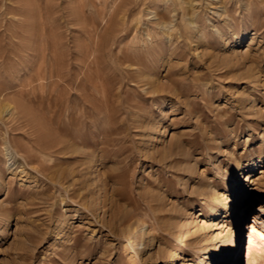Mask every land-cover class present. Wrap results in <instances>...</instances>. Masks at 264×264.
Returning <instances> with one entry per match:
<instances>
[{"label": "rangeland", "instance_id": "374dc122", "mask_svg": "<svg viewBox=\"0 0 264 264\" xmlns=\"http://www.w3.org/2000/svg\"><path fill=\"white\" fill-rule=\"evenodd\" d=\"M226 197L248 264L264 0H0V264H181Z\"/></svg>", "mask_w": 264, "mask_h": 264}, {"label": "bare ground", "instance_id": "6f19581e", "mask_svg": "<svg viewBox=\"0 0 264 264\" xmlns=\"http://www.w3.org/2000/svg\"><path fill=\"white\" fill-rule=\"evenodd\" d=\"M237 167H238V164L236 165L235 170ZM252 168H254V167H252ZM33 169L36 170L35 168H33ZM19 170H20V172H23L25 177H28L27 173L24 171L23 168H21ZM231 207H232V199L226 197V198H224V202L221 205V210H222L221 215L219 214L217 209H215V208L212 209V214H211L212 218H214V219L218 218V217L220 218V216H221V220H219L218 222H211L207 225V227L210 230H214V232L212 233V239L215 240V245L213 246V248H211V245H209L207 243H202L199 247H197V253L194 254L191 259H187V261H185L181 264H210V262L214 258H217L218 256L222 255L220 252L224 250L223 247L226 243V237H225L226 232L224 229L225 225L223 222H224L225 217L228 214L232 215L231 214L232 213ZM119 222H121V221H119ZM226 236H227V234H226ZM250 238H251L252 243H251L250 247L248 248V257H249L248 258V264H257L260 259L264 260V256H263L264 255V229L258 233V240H256V238L252 237V236ZM219 253H220V255H219ZM258 255H260V256H258ZM135 258H136L134 260L135 263H133V264H143V262L141 261V259H139V257H135Z\"/></svg>", "mask_w": 264, "mask_h": 264}]
</instances>
